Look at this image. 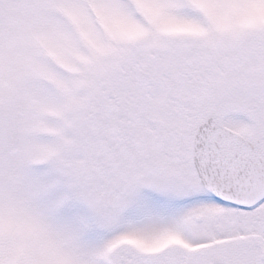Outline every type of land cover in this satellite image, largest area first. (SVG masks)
Listing matches in <instances>:
<instances>
[{"label":"snow or ice","instance_id":"6c2138e0","mask_svg":"<svg viewBox=\"0 0 264 264\" xmlns=\"http://www.w3.org/2000/svg\"><path fill=\"white\" fill-rule=\"evenodd\" d=\"M0 264H264V0H0Z\"/></svg>","mask_w":264,"mask_h":264}]
</instances>
